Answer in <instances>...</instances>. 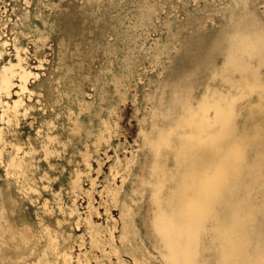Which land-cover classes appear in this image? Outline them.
I'll list each match as a JSON object with an SVG mask.
<instances>
[{"label":"rangeland","instance_id":"obj_1","mask_svg":"<svg viewBox=\"0 0 264 264\" xmlns=\"http://www.w3.org/2000/svg\"><path fill=\"white\" fill-rule=\"evenodd\" d=\"M245 15L264 27V0H0V70L15 65L26 78L0 97V224L9 219L29 239L3 245L0 264H38L51 241L67 264H165L147 184L159 103L174 83L191 80L196 91L205 78L221 88L238 79L208 67L223 50L216 39ZM252 103L240 101L242 119ZM16 104L9 121L4 110ZM241 192L264 244L256 151ZM134 230L135 253L121 246ZM205 246L203 264H215Z\"/></svg>","mask_w":264,"mask_h":264},{"label":"bare ground","instance_id":"obj_2","mask_svg":"<svg viewBox=\"0 0 264 264\" xmlns=\"http://www.w3.org/2000/svg\"><path fill=\"white\" fill-rule=\"evenodd\" d=\"M222 53L208 67L218 76H236L228 88L203 79L174 83L159 103L150 146L147 184L152 194L151 226L160 241L165 264H203L205 245L215 264H264V244H255L257 209L241 192V177L250 152L264 158V27L250 15L237 18L217 38ZM25 85V72L15 65L0 70V97L9 95L14 78ZM252 100L253 117L241 118L240 101ZM17 104L7 106L10 121ZM16 176L21 160L10 158ZM2 211L7 208L0 200ZM121 237L122 249L137 251L136 230ZM29 239L7 220L0 224V248L23 249ZM38 264H67L51 241ZM54 258H49L47 255Z\"/></svg>","mask_w":264,"mask_h":264}]
</instances>
